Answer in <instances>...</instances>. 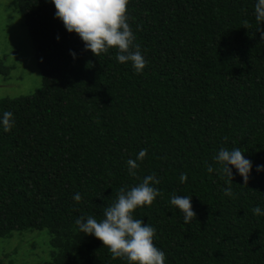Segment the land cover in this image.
<instances>
[{"label":"trees","instance_id":"trees-1","mask_svg":"<svg viewBox=\"0 0 264 264\" xmlns=\"http://www.w3.org/2000/svg\"><path fill=\"white\" fill-rule=\"evenodd\" d=\"M255 2L129 0L147 61L136 72L115 48L99 56L86 49L51 0H13L42 84L0 98V113L16 121L0 129V237L48 228L56 264H128L75 220L101 219L121 187L154 173L159 194L133 214L155 227L166 264H264V215L252 211L264 206V171L255 168L264 164V22ZM221 147H240L254 165L247 184L233 176L231 196L214 160ZM141 148L132 176L126 161ZM173 194L192 196L191 222L170 203Z\"/></svg>","mask_w":264,"mask_h":264},{"label":"clouds","instance_id":"clouds-1","mask_svg":"<svg viewBox=\"0 0 264 264\" xmlns=\"http://www.w3.org/2000/svg\"><path fill=\"white\" fill-rule=\"evenodd\" d=\"M55 5V16L62 20L65 28L77 33L85 42L86 49L98 55L110 48L116 49V59L121 63L131 61L136 72H142L147 63L141 52V46L135 43V34L128 22L127 6L129 0H51ZM255 17L264 22V0H256ZM264 36V33H261ZM59 38V37H58ZM72 55L76 53L72 50ZM12 111L0 113V129L7 132L15 126ZM147 149L141 148L135 158L127 159L128 172L137 175L138 161L145 158ZM214 160L220 165L219 171L226 179L227 186L222 191L231 196L233 176L239 174L244 185L249 181L253 171V161L244 155L240 147H221ZM235 168V172L233 171ZM256 171H264V164L255 165ZM207 171H213V165H207ZM187 179L186 173L180 174V181ZM159 179L154 173L147 174L142 181L127 190L121 187L116 199L103 208V217L93 215L79 216L75 220L78 228L86 234L99 238L114 258H121L128 264H166V253L154 243L156 229L134 216L138 206L150 205L160 192L155 187ZM79 201L81 193H74ZM170 203L177 206L183 214L185 223L195 217L192 196L173 194ZM254 214L264 215V206L252 208Z\"/></svg>","mask_w":264,"mask_h":264},{"label":"rangeland","instance_id":"rangeland-1","mask_svg":"<svg viewBox=\"0 0 264 264\" xmlns=\"http://www.w3.org/2000/svg\"><path fill=\"white\" fill-rule=\"evenodd\" d=\"M42 84L36 49L13 0H0V98L35 92ZM51 233L42 230L16 231L0 237V257L5 264H56L52 257Z\"/></svg>","mask_w":264,"mask_h":264}]
</instances>
